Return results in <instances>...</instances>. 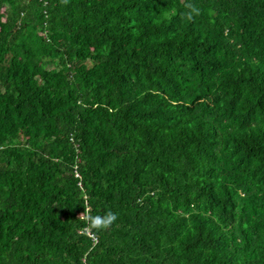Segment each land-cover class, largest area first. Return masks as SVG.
<instances>
[{
    "label": "trees",
    "instance_id": "1",
    "mask_svg": "<svg viewBox=\"0 0 264 264\" xmlns=\"http://www.w3.org/2000/svg\"><path fill=\"white\" fill-rule=\"evenodd\" d=\"M0 264H264V0H0Z\"/></svg>",
    "mask_w": 264,
    "mask_h": 264
},
{
    "label": "clouds",
    "instance_id": "2",
    "mask_svg": "<svg viewBox=\"0 0 264 264\" xmlns=\"http://www.w3.org/2000/svg\"><path fill=\"white\" fill-rule=\"evenodd\" d=\"M113 219H115V215L113 213H111V212H108L103 217H101V216L93 217L92 218V222L94 224H97V225H103V224H106V223L110 222Z\"/></svg>",
    "mask_w": 264,
    "mask_h": 264
}]
</instances>
